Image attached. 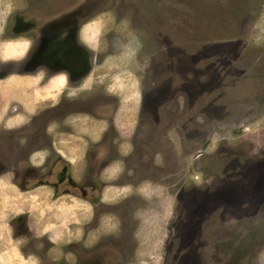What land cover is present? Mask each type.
Returning <instances> with one entry per match:
<instances>
[{
	"label": "rangeland",
	"instance_id": "374dc122",
	"mask_svg": "<svg viewBox=\"0 0 264 264\" xmlns=\"http://www.w3.org/2000/svg\"><path fill=\"white\" fill-rule=\"evenodd\" d=\"M79 25L91 65L79 87L95 88L97 112L118 98L116 130L132 143L118 147L122 183L137 186L101 193L124 218L110 239L109 214L80 238L91 202L35 193L25 201L33 246L51 239L55 258L79 239L82 249L64 247L75 251L73 264H264V0H0V118L11 114V80L37 67L55 72L52 34ZM31 80L26 92L40 94L39 74ZM105 127L98 122L97 134ZM94 202L101 211L105 203Z\"/></svg>",
	"mask_w": 264,
	"mask_h": 264
},
{
	"label": "flooded vegetation",
	"instance_id": "af4514ba",
	"mask_svg": "<svg viewBox=\"0 0 264 264\" xmlns=\"http://www.w3.org/2000/svg\"><path fill=\"white\" fill-rule=\"evenodd\" d=\"M81 26H65L52 34L56 39H59V41L55 40V43L58 44L55 45L57 52L55 54L57 64L55 72L49 73L46 69L37 67L32 69L31 73L16 74L21 79L11 80V98L7 106L11 114L6 112L7 115L0 118V202L3 198L6 200L15 198L17 204L12 202L14 206H6V208L0 206V264H3V260L15 258V254L24 261L22 264L30 263L32 258L35 259L36 264H46L44 262L47 264H73L78 262L75 251L64 247L68 245L67 247L71 248L70 246L79 245L77 243L80 241L79 239L62 243L61 254L55 258L48 255V250L52 246L51 239L46 238L43 247L33 246V233L30 224L31 203H25V201L32 196L38 197L35 193L42 189L46 194H49L48 197L58 198L70 195L92 203L89 207L88 219L79 224V228L82 230L80 238H84L87 232L100 229L97 222L98 217L102 214L112 215L117 221L115 229L107 230L109 232L105 233L104 237L110 239L109 236L115 234L114 230L121 231L124 225V218L119 213L115 214L110 208L106 209V205L109 204L103 202L101 193L105 197L107 192L113 193L121 186L129 185L132 188L137 186L131 182H127L128 185L122 183L123 178L127 179L128 176L125 168H122L123 160L119 155L118 147L132 143L121 139L116 130L118 118L115 115L117 114L118 98L108 96L114 100V104H111L110 100L103 105V111L97 112L99 98L96 96L95 88L93 86L90 89L86 88L87 92L85 93V88L79 87L81 83L89 79L91 74V65L85 63L87 59L83 55L84 51L80 48L82 45L79 41ZM50 44L51 42L47 43L45 47L48 48ZM27 54L28 48L25 49L23 57ZM35 74H39L36 86L41 93L28 94L26 88L32 85L31 79ZM53 80L60 85L49 86L48 84ZM66 86L79 88L71 93L70 90L66 93L64 91ZM16 92L20 94L14 95ZM42 92H46L50 99L54 100V97L56 99L50 100L49 103L46 98V101L43 102ZM80 93L85 95L79 97ZM105 96L99 97L103 100L107 98V95ZM42 103L44 105H41ZM109 106L111 109L105 110ZM79 116L89 121L81 125L78 120ZM6 119L9 121L7 122ZM119 119H122V115H119ZM102 120H105L106 127L101 134H97L100 131L97 129V123ZM106 131H109V136H106L108 135ZM104 140L107 141L106 153H102V147L105 145ZM126 170L129 172L131 168ZM103 173L105 176L108 174L105 180H109L110 184H101L104 182L101 177ZM113 173L114 178H111ZM120 178L121 183L118 181ZM97 184L99 188H96ZM95 199L98 200L97 204L99 205L105 203L100 205L101 211L93 208L96 205ZM126 204V201H123V206ZM6 205H12L11 201H8ZM135 207L133 210L136 209ZM109 220H111L110 217L107 222ZM106 224L110 225L111 223H103V225ZM129 224L133 226L132 222ZM83 247L85 246L83 245ZM83 247L80 246L81 249Z\"/></svg>",
	"mask_w": 264,
	"mask_h": 264
},
{
	"label": "crops",
	"instance_id": "0c3cea01",
	"mask_svg": "<svg viewBox=\"0 0 264 264\" xmlns=\"http://www.w3.org/2000/svg\"><path fill=\"white\" fill-rule=\"evenodd\" d=\"M17 120H18V118H16ZM7 120V119H6ZM9 120H7V122H8ZM14 261H15V259H14ZM34 262L33 261H31L30 262V264H33ZM3 264H16V261L15 262H13L12 260H3Z\"/></svg>",
	"mask_w": 264,
	"mask_h": 264
},
{
	"label": "bare ground",
	"instance_id": "6f19581e",
	"mask_svg": "<svg viewBox=\"0 0 264 264\" xmlns=\"http://www.w3.org/2000/svg\"><path fill=\"white\" fill-rule=\"evenodd\" d=\"M12 72H14V71H12Z\"/></svg>",
	"mask_w": 264,
	"mask_h": 264
}]
</instances>
